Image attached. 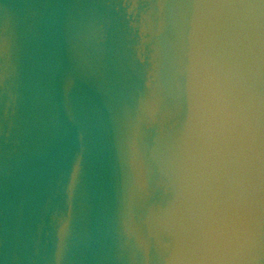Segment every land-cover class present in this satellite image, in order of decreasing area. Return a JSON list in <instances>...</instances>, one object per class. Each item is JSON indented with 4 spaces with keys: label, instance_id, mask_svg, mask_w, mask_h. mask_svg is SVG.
I'll return each mask as SVG.
<instances>
[{
    "label": "clouds",
    "instance_id": "obj_1",
    "mask_svg": "<svg viewBox=\"0 0 264 264\" xmlns=\"http://www.w3.org/2000/svg\"><path fill=\"white\" fill-rule=\"evenodd\" d=\"M0 264H264V0H0Z\"/></svg>",
    "mask_w": 264,
    "mask_h": 264
}]
</instances>
